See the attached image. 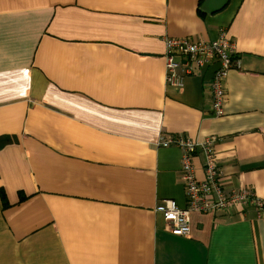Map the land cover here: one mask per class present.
<instances>
[{
    "label": "crops",
    "instance_id": "1",
    "mask_svg": "<svg viewBox=\"0 0 264 264\" xmlns=\"http://www.w3.org/2000/svg\"><path fill=\"white\" fill-rule=\"evenodd\" d=\"M205 1L0 0V264H264L253 207L193 213L186 237L157 209L186 207L174 134L216 137L226 190L264 200V0ZM221 29L239 67L217 118L215 66L165 85L163 42Z\"/></svg>",
    "mask_w": 264,
    "mask_h": 264
},
{
    "label": "built area",
    "instance_id": "2",
    "mask_svg": "<svg viewBox=\"0 0 264 264\" xmlns=\"http://www.w3.org/2000/svg\"><path fill=\"white\" fill-rule=\"evenodd\" d=\"M163 43L165 85L181 89L187 77L215 66L209 85L212 97L211 116L223 117L227 97L225 79L229 70L239 67L238 52L226 30L221 29L218 38L211 42L166 37ZM216 143L217 138L212 136L203 141H193L183 134H174L169 138L159 137L157 146L175 147L181 152L179 178L184 187L186 207L180 208L175 201L166 200L162 207L157 208L172 235H189L190 217L193 213L210 214L225 211L232 206H251L258 214H264V200L256 198L251 189L226 190L221 181L219 162L215 157ZM198 153L204 156L203 180L197 179L193 164Z\"/></svg>",
    "mask_w": 264,
    "mask_h": 264
},
{
    "label": "water",
    "instance_id": "3",
    "mask_svg": "<svg viewBox=\"0 0 264 264\" xmlns=\"http://www.w3.org/2000/svg\"><path fill=\"white\" fill-rule=\"evenodd\" d=\"M228 0H206L203 2L204 4L201 7V10L205 13H215L224 8V5L227 3Z\"/></svg>",
    "mask_w": 264,
    "mask_h": 264
},
{
    "label": "trees",
    "instance_id": "4",
    "mask_svg": "<svg viewBox=\"0 0 264 264\" xmlns=\"http://www.w3.org/2000/svg\"><path fill=\"white\" fill-rule=\"evenodd\" d=\"M14 141L15 140H12V139H10L8 137H1L0 138V149H2L3 147H5L8 144L13 143ZM0 196H1V200L3 202V207H7L8 204H7V200L5 198V194H4L3 190H0ZM25 199H26V197L22 193H19V201L21 202V201H23Z\"/></svg>",
    "mask_w": 264,
    "mask_h": 264
}]
</instances>
